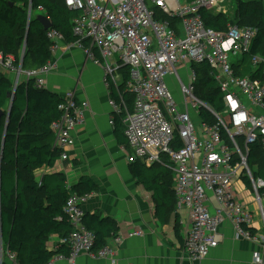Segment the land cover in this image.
Segmentation results:
<instances>
[{
    "label": "built area",
    "instance_id": "obj_1",
    "mask_svg": "<svg viewBox=\"0 0 264 264\" xmlns=\"http://www.w3.org/2000/svg\"><path fill=\"white\" fill-rule=\"evenodd\" d=\"M225 1L64 0L67 8L79 12L71 22L78 41L67 43L59 31L49 29L46 37L53 59L39 70L23 72L38 88H46L45 78L58 67L54 57L73 48L82 49L103 69L105 86L117 89L118 98L109 101L110 122L114 126L115 117L121 116L126 138L122 151L128 163L162 165L166 158L172 163L177 209L189 213L184 251L192 261L205 260L221 244L225 220L233 224L237 240L256 239L254 215L237 199L235 185L240 180L249 182L264 231V178L256 177L248 165L252 145L264 151V54L251 53L259 34L256 27L238 23H229L224 31L207 27L203 13L226 14L220 7ZM203 63L223 97L222 113L195 93L197 66ZM0 70L19 72L14 58L1 53ZM125 71L131 108L120 91ZM63 98V115L52 128L61 160L68 161L67 150L75 143L74 132L84 124L89 104L77 102L73 91ZM202 111L216 123L202 120ZM91 196L70 194L65 210L72 231L61 240L69 254H58L47 264L64 259L75 264L83 254L115 264L125 238L142 235L119 231L110 243L95 249V236L84 223V205ZM212 197L215 213L210 211ZM1 260L17 264L12 253L2 251ZM254 260L264 264V255L257 254Z\"/></svg>",
    "mask_w": 264,
    "mask_h": 264
},
{
    "label": "trees",
    "instance_id": "obj_2",
    "mask_svg": "<svg viewBox=\"0 0 264 264\" xmlns=\"http://www.w3.org/2000/svg\"><path fill=\"white\" fill-rule=\"evenodd\" d=\"M239 22L229 21L223 14L203 13L208 28L224 31L229 23L259 29L251 53L264 54V0L243 2L236 0ZM40 8L50 19L53 29L59 31L67 43L74 44L78 38L73 33L72 20L78 11L65 6L64 0H0V53L14 58V67L23 72L36 71L48 64L53 56L47 31L37 20ZM254 23V25H251ZM30 25V29H29ZM26 50L24 53V46ZM24 53V59H23ZM196 95L208 102L218 112L224 110L223 97L215 84L207 63L197 66ZM247 73V72H246ZM120 91L131 108L133 97L126 92L128 72H124ZM14 89L13 81L0 70V110L9 108ZM113 98H118L112 88ZM118 100V99H117ZM64 98L44 88L40 89L31 79L19 83L12 106L9 125L6 117L0 126V264L1 252L12 253L17 264H47L58 254H69V248L60 244L57 250L48 248L54 235L66 238L72 231L65 210L71 193L80 196L97 191L96 183L89 177L69 188L64 175H45L38 180L37 172L53 168L60 159L61 150L56 146L53 125L62 117L60 106ZM8 111V109L6 110ZM202 120L211 125L215 118L202 111ZM228 122V118L226 119ZM115 133L118 143L126 145L121 116L115 117ZM248 165L256 177L264 178V151L260 145H252ZM137 181L152 194L156 202V218L165 224L174 208L172 163L167 158L162 165L147 167L140 162L131 164ZM247 185L249 182L246 180ZM84 223L95 236V249L107 244V240L119 232L113 219H100L86 215ZM179 227L176 233L180 236ZM252 234L255 236L254 232Z\"/></svg>",
    "mask_w": 264,
    "mask_h": 264
},
{
    "label": "crops",
    "instance_id": "obj_3",
    "mask_svg": "<svg viewBox=\"0 0 264 264\" xmlns=\"http://www.w3.org/2000/svg\"><path fill=\"white\" fill-rule=\"evenodd\" d=\"M234 3L237 4L235 0L232 4ZM235 9L237 11V5ZM38 14L46 16L44 12ZM54 60L58 67L45 78L47 88L62 97L73 91L77 102H87L89 110L85 113L84 124L74 132L75 143L67 150L68 161H62L60 155L53 168L46 167L37 172L38 180L45 175H64L67 186L71 189L82 178L89 177L96 183L97 191L84 205L85 215L113 219L121 233L142 232L140 236L125 238L117 249L115 264H260L254 259L257 254L264 255L263 221L246 180L238 181L235 190L237 199L254 215L252 230L256 239L237 240L233 224L225 220L220 227L223 236L221 244L205 260L192 261L184 251V239L190 224L189 213L177 209L174 175V210L169 221L162 224L156 218L154 197L133 176L131 164L122 151L124 145L118 143L115 125H111L113 113L109 101L113 98L114 87L108 89L105 86L103 69L88 59L80 48L63 50ZM22 74L20 77L17 75L19 83L28 80ZM9 78L11 79V75ZM216 208L217 203L212 197L211 213H215ZM178 227L180 236L176 233ZM61 240L57 235L52 236L48 248L57 250L62 244ZM111 241L112 237L107 243ZM56 264L72 263L64 259ZM75 264L114 263L110 259L83 254Z\"/></svg>",
    "mask_w": 264,
    "mask_h": 264
},
{
    "label": "water",
    "instance_id": "obj_4",
    "mask_svg": "<svg viewBox=\"0 0 264 264\" xmlns=\"http://www.w3.org/2000/svg\"><path fill=\"white\" fill-rule=\"evenodd\" d=\"M37 20H38V21L40 22V24L43 26L44 30L48 31L49 29H52V28H53L52 22L50 21V19H49L47 16L39 15V16L37 17ZM29 29H30V25H29ZM25 50H26V44H25V46H24V53H25ZM24 53H23V59H24ZM22 73H23V70H22V68L20 67V68H19V72H18V77H20V75H21ZM10 80H11V79H10ZM18 85H19V84H15V85H14L13 92H12V94H10V96H12V100H11V102H10V106H9V108H8V111H6V110H0V126H1V124H2V119H3L4 117H6V123H5V125H6V129H7L8 125H9V120H10L11 110H12V106H13L14 101H15L16 89H17V86H18ZM44 89L51 91V90L48 89L47 87L44 88ZM51 92H53V91H51ZM53 93H55V92H53Z\"/></svg>",
    "mask_w": 264,
    "mask_h": 264
},
{
    "label": "rangeland",
    "instance_id": "obj_5",
    "mask_svg": "<svg viewBox=\"0 0 264 264\" xmlns=\"http://www.w3.org/2000/svg\"><path fill=\"white\" fill-rule=\"evenodd\" d=\"M236 2V0H235ZM233 3V0H227L225 1L222 5H220V7L223 9V10H227V13L224 14V16L231 22H239L238 18H237V11L235 9L236 5L235 3ZM220 8V9H221ZM235 9V10H234ZM42 13V12H40ZM38 15H41V14H38ZM251 25H254V23H252ZM7 76L10 77L11 75V80L13 81V84L15 85L16 83V79H17V74H12L11 72H8V71H3ZM23 76V74H22ZM8 109V107H6V110ZM195 122L197 123V119L195 117Z\"/></svg>",
    "mask_w": 264,
    "mask_h": 264
}]
</instances>
